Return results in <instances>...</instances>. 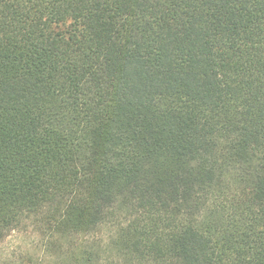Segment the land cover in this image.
I'll return each instance as SVG.
<instances>
[{"label": "trees", "instance_id": "1", "mask_svg": "<svg viewBox=\"0 0 264 264\" xmlns=\"http://www.w3.org/2000/svg\"><path fill=\"white\" fill-rule=\"evenodd\" d=\"M27 222L264 264V0H0V241Z\"/></svg>", "mask_w": 264, "mask_h": 264}, {"label": "rangeland", "instance_id": "2", "mask_svg": "<svg viewBox=\"0 0 264 264\" xmlns=\"http://www.w3.org/2000/svg\"><path fill=\"white\" fill-rule=\"evenodd\" d=\"M110 232L104 228L70 239L51 234L42 223L27 222L0 241V264H81L82 251L90 246L106 258L111 255Z\"/></svg>", "mask_w": 264, "mask_h": 264}]
</instances>
